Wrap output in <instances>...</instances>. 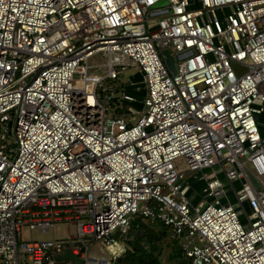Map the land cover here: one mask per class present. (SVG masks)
Returning <instances> with one entry per match:
<instances>
[{
    "label": "built area",
    "instance_id": "2783aa9c",
    "mask_svg": "<svg viewBox=\"0 0 264 264\" xmlns=\"http://www.w3.org/2000/svg\"><path fill=\"white\" fill-rule=\"evenodd\" d=\"M161 1L0 0V264H112L90 248L140 216L264 264V0Z\"/></svg>",
    "mask_w": 264,
    "mask_h": 264
},
{
    "label": "trees",
    "instance_id": "16d2710c",
    "mask_svg": "<svg viewBox=\"0 0 264 264\" xmlns=\"http://www.w3.org/2000/svg\"><path fill=\"white\" fill-rule=\"evenodd\" d=\"M140 220L139 217L136 218L134 228L127 236L129 247L122 255L114 258L112 264H163L160 242L168 235H173L172 229L159 220L146 219L145 222ZM157 226L159 229L155 228ZM173 239L170 258L174 264H193L191 258L185 255L179 240L175 237Z\"/></svg>",
    "mask_w": 264,
    "mask_h": 264
},
{
    "label": "rangeland",
    "instance_id": "374dc122",
    "mask_svg": "<svg viewBox=\"0 0 264 264\" xmlns=\"http://www.w3.org/2000/svg\"><path fill=\"white\" fill-rule=\"evenodd\" d=\"M101 61L102 60L100 59V56H99V57H96L94 60H92L91 63L101 62ZM235 67H236V69H237L239 74L244 73L246 71V67H244V66L235 65ZM122 77L124 79L123 82H128L129 79H132L133 82H139L140 78H141V75L138 72V69L131 68V69L127 70L126 73H124ZM127 85H129L128 88H130V89L128 91L132 95L140 96L139 92H136L135 90L131 89L134 85L136 86V83L128 82ZM123 111H124L123 113L128 114V110L127 109H124ZM111 113L112 112H109V114H111ZM10 138L11 139H15V136L11 135ZM175 163L178 164L181 168L184 167V165H180L181 163H183V159H177L175 161ZM193 173L192 172H187V176L191 177V176H193ZM194 181H195V184H196V182H198V179H196ZM236 187L238 188V186H236ZM244 218L246 220V215L241 218L242 221H243ZM139 219H141L140 220L141 222L147 221L145 218H143L141 216L139 217ZM155 228L159 229V226H157ZM69 231L71 233H74L75 227L74 226H68L66 224H57L54 228H51L46 233H41V232H39L37 230L29 232L27 230V232L25 233L24 237L26 239L34 238V239H46V240L55 239V238H66L68 236ZM115 236H116V239H118V241H116L113 246L105 247V246H102L101 244L96 243L90 248L89 255L92 256V257H95L97 259H100V258L113 259V258H115L117 256L122 255L123 252L125 251V249L127 247H129V245L127 243V239L124 242H122V240H121L122 236L119 233H116ZM172 236L170 234V235H168L166 238H164L160 242V247H161V249H160L161 253L160 254H161V260L163 261V264H174L175 263L170 258V255H171V252H172L171 242H172V240H174L173 239L174 236L173 237ZM181 243H183V240L181 241Z\"/></svg>",
    "mask_w": 264,
    "mask_h": 264
},
{
    "label": "water",
    "instance_id": "95a60500",
    "mask_svg": "<svg viewBox=\"0 0 264 264\" xmlns=\"http://www.w3.org/2000/svg\"><path fill=\"white\" fill-rule=\"evenodd\" d=\"M166 3V0L161 1L159 3L158 6L163 5ZM166 55V64L168 65V67L175 72L176 71V66H175V62H174V57H172V55L170 54V52L168 50H165L163 52ZM11 125V123H10ZM59 259H70L74 262V264H84V260L78 256H76L71 249H69L67 251L66 254L59 256Z\"/></svg>",
    "mask_w": 264,
    "mask_h": 264
},
{
    "label": "crops",
    "instance_id": "0c3cea01",
    "mask_svg": "<svg viewBox=\"0 0 264 264\" xmlns=\"http://www.w3.org/2000/svg\"><path fill=\"white\" fill-rule=\"evenodd\" d=\"M260 122H261V124L263 125V128H264V114H262V116L260 117ZM235 185L238 186V188ZM241 186L242 185H241V181L240 180L234 181L233 182V186L232 185L229 186L230 187V193H235V190L241 188ZM231 198L233 199V201H235L233 197H231Z\"/></svg>",
    "mask_w": 264,
    "mask_h": 264
}]
</instances>
